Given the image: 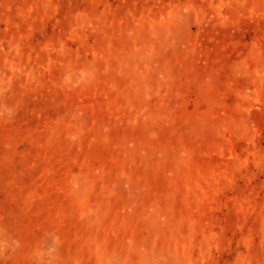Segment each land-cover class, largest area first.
I'll list each match as a JSON object with an SVG mask.
<instances>
[{"label":"rangeland","instance_id":"obj_1","mask_svg":"<svg viewBox=\"0 0 264 264\" xmlns=\"http://www.w3.org/2000/svg\"><path fill=\"white\" fill-rule=\"evenodd\" d=\"M0 264H264V0H0Z\"/></svg>","mask_w":264,"mask_h":264}]
</instances>
